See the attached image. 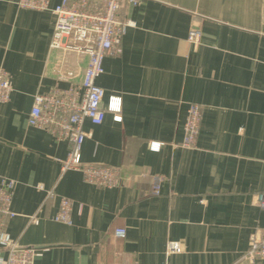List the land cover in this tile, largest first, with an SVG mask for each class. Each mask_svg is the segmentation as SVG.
Returning <instances> with one entry per match:
<instances>
[{
	"label": "crops",
	"instance_id": "1",
	"mask_svg": "<svg viewBox=\"0 0 264 264\" xmlns=\"http://www.w3.org/2000/svg\"><path fill=\"white\" fill-rule=\"evenodd\" d=\"M18 1L0 0V66L13 86L0 103V179L16 182L7 231L18 244L37 250V264H264L244 258L251 233L264 232V0L122 7L135 25L97 80L104 107L121 98L122 120L111 112L100 125L86 120L82 146L85 163L120 168L114 188L63 171L70 142L29 125L35 96L67 87L60 72L80 81L88 57L51 48L56 15ZM193 28L198 44L188 40ZM190 103L203 119L196 147L185 148ZM60 197L74 203L70 224L51 219ZM36 213L39 224L30 222ZM120 227L125 238L115 236ZM170 242L180 251L169 252Z\"/></svg>",
	"mask_w": 264,
	"mask_h": 264
},
{
	"label": "built area",
	"instance_id": "2",
	"mask_svg": "<svg viewBox=\"0 0 264 264\" xmlns=\"http://www.w3.org/2000/svg\"><path fill=\"white\" fill-rule=\"evenodd\" d=\"M139 0H60L52 8L51 0H19L23 9L52 11L56 15L51 48L85 54L88 63L82 79L76 82L71 70L60 72L61 79H70L67 87H55L47 93L37 94L29 114L31 126L47 130L58 140L70 142L67 159L62 163L63 171L78 170L84 180L92 185L104 188L119 187L123 176L120 168L111 165L88 164L82 160V146L87 137L84 123L89 120L94 125L104 122L106 114H114L116 121H121V98L112 97L107 107L103 106L106 95L98 78L105 72L104 60L108 55L122 52V39L127 30L135 23L129 18H122L120 11L124 5H137ZM199 29H191L188 40L193 44L201 41ZM13 86L10 73L0 66V103L11 100ZM203 119V107L190 103L184 125L185 148L196 147ZM161 142L150 143L152 150H160ZM44 188L42 185L39 186ZM16 182L13 179H0V264H37V250L34 247H22L8 233V221L17 213L13 209ZM154 193L160 194L159 179L155 180ZM56 196L54 190L48 191V198ZM257 203L264 208V194L257 195ZM73 201L60 197L59 210L51 218L58 223L72 222ZM30 222L40 223L38 213L31 215ZM125 228L115 229V236L125 238ZM169 252H179L180 244L170 242ZM244 258L252 263L264 262V232L255 230L249 239V248Z\"/></svg>",
	"mask_w": 264,
	"mask_h": 264
}]
</instances>
